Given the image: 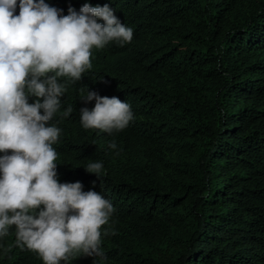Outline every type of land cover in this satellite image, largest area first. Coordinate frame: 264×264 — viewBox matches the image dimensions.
<instances>
[{
	"label": "trees",
	"instance_id": "16d2710c",
	"mask_svg": "<svg viewBox=\"0 0 264 264\" xmlns=\"http://www.w3.org/2000/svg\"><path fill=\"white\" fill-rule=\"evenodd\" d=\"M86 2L108 4L134 35L92 49L54 117L58 181L115 209L101 229L107 259L61 264H264V0H45L62 15ZM81 88L126 101L133 121L111 135L84 129L80 109L95 101ZM94 162L100 178L85 170ZM0 264L43 261L12 228Z\"/></svg>",
	"mask_w": 264,
	"mask_h": 264
},
{
	"label": "clouds",
	"instance_id": "9594fccd",
	"mask_svg": "<svg viewBox=\"0 0 264 264\" xmlns=\"http://www.w3.org/2000/svg\"><path fill=\"white\" fill-rule=\"evenodd\" d=\"M18 6L15 15L17 0H0V238L14 228L15 245L38 254L43 264L77 255L104 261L101 229L115 209L101 193L83 191L80 182L58 181L53 145L61 129L53 121L68 85L92 68V49L130 43L133 30L108 4L86 2L78 12L69 7L67 15L45 0H19ZM80 93L86 104L95 101L93 108L80 109L84 129L111 135L133 121L126 101L84 88ZM72 112L69 106L61 115ZM102 168L94 162L85 170L100 178Z\"/></svg>",
	"mask_w": 264,
	"mask_h": 264
}]
</instances>
